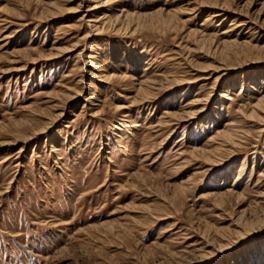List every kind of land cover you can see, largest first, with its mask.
<instances>
[{
  "label": "rangeland",
  "instance_id": "374dc122",
  "mask_svg": "<svg viewBox=\"0 0 264 264\" xmlns=\"http://www.w3.org/2000/svg\"><path fill=\"white\" fill-rule=\"evenodd\" d=\"M0 264H264V0H0Z\"/></svg>",
  "mask_w": 264,
  "mask_h": 264
},
{
  "label": "bare ground",
  "instance_id": "6f19581e",
  "mask_svg": "<svg viewBox=\"0 0 264 264\" xmlns=\"http://www.w3.org/2000/svg\"><path fill=\"white\" fill-rule=\"evenodd\" d=\"M89 11H92V12H94V11H96V8H91V9H89ZM131 16V15H130ZM129 15H127V19L128 20H131V17H130ZM95 17V16H94ZM118 19V18H117ZM91 21L92 22H94L95 23V25L98 23V21L95 19V18H93V19H91ZM116 31V30H115ZM144 91H146V89L144 90ZM225 139V138H224Z\"/></svg>",
  "mask_w": 264,
  "mask_h": 264
}]
</instances>
